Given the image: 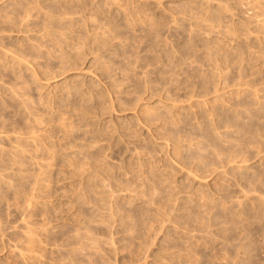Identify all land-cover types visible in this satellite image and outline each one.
Masks as SVG:
<instances>
[{"label": "rangeland", "instance_id": "374dc122", "mask_svg": "<svg viewBox=\"0 0 264 264\" xmlns=\"http://www.w3.org/2000/svg\"><path fill=\"white\" fill-rule=\"evenodd\" d=\"M0 264H264V0H0Z\"/></svg>", "mask_w": 264, "mask_h": 264}]
</instances>
